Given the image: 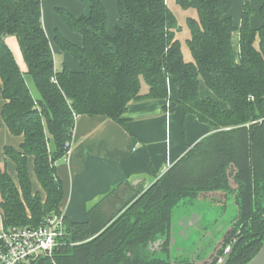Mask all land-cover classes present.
<instances>
[{
  "label": "trees",
  "instance_id": "1",
  "mask_svg": "<svg viewBox=\"0 0 264 264\" xmlns=\"http://www.w3.org/2000/svg\"><path fill=\"white\" fill-rule=\"evenodd\" d=\"M79 1L90 4L88 16L74 17L61 9L58 13L83 37V46L58 31L54 40L81 65L82 71L74 72L66 65L56 69L42 20L43 0H0L2 121L11 134L24 139L21 151L5 148L16 165L19 185L0 164V218L6 227H38L45 218L62 213L64 189L55 166L68 155L74 115L125 124L122 117L131 102L166 100L167 111L180 106L186 116L193 114L219 131L136 194L116 216L102 214L98 206L87 224L66 220L67 234L54 259L30 264H170L150 256L148 244L170 230L178 206L191 205L202 193L229 192L230 180L237 184L239 210L226 237L228 242L238 237L239 242L224 264L248 263L264 243V0H259L263 24L258 30L251 27L250 2L236 27L230 15L234 0H175L182 10L196 12L187 20L190 62L184 60L178 20L168 0H116L121 24L113 36L107 32L102 0ZM9 36L18 40L25 74L6 43ZM26 74L34 81L37 99ZM170 80L177 98L170 94ZM201 80L214 98L201 99ZM144 82L149 92L143 95ZM29 157L34 158L43 194L34 193ZM74 241L83 244L73 246Z\"/></svg>",
  "mask_w": 264,
  "mask_h": 264
},
{
  "label": "crops",
  "instance_id": "2",
  "mask_svg": "<svg viewBox=\"0 0 264 264\" xmlns=\"http://www.w3.org/2000/svg\"><path fill=\"white\" fill-rule=\"evenodd\" d=\"M48 1L51 5L54 4L53 0ZM63 1L68 9L66 12L74 17L88 16L91 12V6L86 1ZM246 2H250L253 10L251 27L258 30L263 24L259 14V0H240L241 16L234 24L236 27L240 26ZM102 3L109 18L107 32L113 36L114 29L121 24L118 3L116 0H102ZM59 17L62 19L60 14ZM42 20L54 52L56 69L61 70L66 65L74 72H81V65L71 54L62 52L54 40L58 31L67 41L82 47L83 37L73 32L63 19L66 28L71 31H67L65 27L61 28L58 20L47 26L45 12ZM20 68L23 72L22 66ZM202 86L206 87L203 80L200 81L199 90ZM169 91L172 97H178V90L171 80ZM141 92L143 95L148 94V86L142 87ZM200 96L202 100L214 98L208 88L203 89ZM220 104L224 110L229 109L228 104ZM4 105L5 100L0 95V164L6 166L12 180L18 184L16 165L5 155V148L21 151L24 139L11 134L3 124ZM166 105V100L133 101L122 117L125 124L103 116L79 117L73 132L71 154L55 166L57 177L63 184L65 197L60 212L64 213L67 222L89 223L93 210L98 206L102 214L105 213L108 217L116 216L136 194L154 185L176 166L179 160L190 153L192 148L219 131L207 123H201L193 114L186 116L180 106L170 112L165 109ZM28 169L34 193L43 194L35 174L33 157L28 158Z\"/></svg>",
  "mask_w": 264,
  "mask_h": 264
},
{
  "label": "rangeland",
  "instance_id": "3",
  "mask_svg": "<svg viewBox=\"0 0 264 264\" xmlns=\"http://www.w3.org/2000/svg\"><path fill=\"white\" fill-rule=\"evenodd\" d=\"M53 1L54 4L51 5L48 0H43V18L45 12L47 26L58 20L60 22L59 26L61 28H66L67 26L59 17L58 13V9L68 11L67 6L64 5L65 1ZM239 1L240 0H236L234 2V6L230 12V15L236 22L240 19L242 11V4H239ZM168 2L170 9L178 20V26L180 29L177 33V38L182 46L184 60L187 62L193 61L189 46L187 45V40L191 37V31H189L187 26V20L188 18H195L196 12L193 9H188L186 11L182 10L175 0H168ZM66 30L71 31L69 28H66ZM5 40L8 47L13 51L18 64L22 66V70L25 73L27 65L24 64L17 38L15 36H9L6 37ZM25 79L27 80L31 94L36 99L39 98L40 95L36 90L34 81L27 74L25 75ZM145 86L146 84L144 82L142 87ZM203 89L207 90L206 87H203L201 88L200 93L203 92ZM222 104L226 105L225 103ZM219 129L230 130L229 128ZM237 215L238 207L234 202L233 193L223 192V194L212 195V199H198L192 204V206L181 204L176 208L173 214L175 236L173 238V244L171 245V251L163 252V254L157 252V256L162 260L170 257L171 260L178 262L193 260H196L197 262L207 261L208 258L215 253L214 251L224 239V235L233 226ZM70 243L73 246L83 244V242L80 241Z\"/></svg>",
  "mask_w": 264,
  "mask_h": 264
},
{
  "label": "built area",
  "instance_id": "4",
  "mask_svg": "<svg viewBox=\"0 0 264 264\" xmlns=\"http://www.w3.org/2000/svg\"><path fill=\"white\" fill-rule=\"evenodd\" d=\"M53 82H57L56 79ZM74 119L76 123L79 117L74 115ZM67 147L69 157L72 144ZM65 224L64 213L45 218L38 227H6L0 218V264H30L45 258L53 260L54 252L63 245L62 239L67 234Z\"/></svg>",
  "mask_w": 264,
  "mask_h": 264
},
{
  "label": "flooded vegetation",
  "instance_id": "5",
  "mask_svg": "<svg viewBox=\"0 0 264 264\" xmlns=\"http://www.w3.org/2000/svg\"><path fill=\"white\" fill-rule=\"evenodd\" d=\"M230 186H231V191H229V192L221 190V191H211V192L199 194L195 199H192L190 206H192V204L198 199L199 200L212 199V195L221 194V193L223 194V192L233 193L234 194V202H235V194H236L237 184L234 182V180H230ZM235 204H236V202H235ZM186 205H189V204H186ZM236 206H237V204H236ZM238 210H239V208H238ZM234 223H235V221H234ZM233 226H234V224H233ZM233 226L228 230V232H230L232 230ZM228 232L224 235V239L219 244V246L216 247V249L214 251L215 253H213L208 258L207 261L197 262L196 260H193V261H186V262H189L191 264H213L214 260L219 258V260L216 264H224V262L227 260L229 255L232 253V250L234 249V247L239 242L238 237H237V239H233V240H230V242H228V240H227L228 237H226ZM183 234H184V232H183ZM99 235L95 236L93 239H95ZM174 236H175V225L172 224L170 230L165 235L156 238L155 240L151 241L148 244V247H147L148 254L150 256H152L153 258L158 259L162 262L166 261L170 264L178 263V261L171 260L170 257L168 259L162 260L157 256L158 255L157 252H159L160 254H163V252L171 251V245L173 244ZM179 262H181V261H179Z\"/></svg>",
  "mask_w": 264,
  "mask_h": 264
},
{
  "label": "water",
  "instance_id": "6",
  "mask_svg": "<svg viewBox=\"0 0 264 264\" xmlns=\"http://www.w3.org/2000/svg\"><path fill=\"white\" fill-rule=\"evenodd\" d=\"M193 222V221H192ZM173 224V218H172ZM246 264H264V243L259 252Z\"/></svg>",
  "mask_w": 264,
  "mask_h": 264
}]
</instances>
